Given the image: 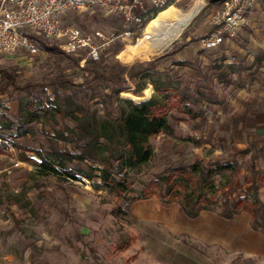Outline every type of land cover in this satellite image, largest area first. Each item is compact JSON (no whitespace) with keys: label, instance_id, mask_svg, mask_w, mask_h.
<instances>
[{"label":"rangeland","instance_id":"374dc122","mask_svg":"<svg viewBox=\"0 0 264 264\" xmlns=\"http://www.w3.org/2000/svg\"><path fill=\"white\" fill-rule=\"evenodd\" d=\"M193 1L168 4L185 10ZM203 1L197 16L168 49L151 52L146 42L139 43L157 12L132 28L129 37L123 34L126 26L120 15L71 10L63 17L64 25L90 37L102 35L95 40L99 59H90L85 50L65 54L57 40L37 35L33 36L37 41L60 53L46 51L39 42L44 52L38 54L0 53V91L4 89L0 123L12 125L2 129L0 137V264H264V232L251 227L247 211L237 213L235 220L221 217L217 210L189 218L177 199L164 204L154 195L136 200L124 213L119 196L95 189L88 181L37 174L31 162L20 159L23 148L46 146L47 135L63 124L45 120L28 124L26 101L32 96L22 86L30 84L26 88L36 91L34 108L39 109L45 95L54 98V78L65 75L71 83L57 87L58 92L75 91L82 103L101 114L102 94L109 90L105 82L84 81L91 77L90 69L119 75L110 82L114 87L137 89L136 84L142 86L145 79L129 78L128 71L153 61L149 73L154 78L161 73L187 96L179 97L195 112L192 116L180 111L174 100L168 104L173 134L151 137L154 155L134 175L135 191L179 163L227 161L234 165L232 172H225L229 191L255 193L264 200V46L252 42V31L246 29L218 47L201 46L225 0ZM4 73L13 77L15 85ZM150 82L147 78V85ZM141 99L142 95H134L132 100ZM19 131L24 133L18 135ZM25 153L39 160L34 152Z\"/></svg>","mask_w":264,"mask_h":264},{"label":"trees","instance_id":"16d2710c","mask_svg":"<svg viewBox=\"0 0 264 264\" xmlns=\"http://www.w3.org/2000/svg\"><path fill=\"white\" fill-rule=\"evenodd\" d=\"M156 10L152 9L153 14ZM39 43L46 51H59L56 47ZM154 66V62L150 61L148 66L141 69L131 68L128 71L129 78L145 79L142 86L136 84L137 89L114 87L110 82L119 75L107 76L90 69L92 75L84 81L105 82V88L109 90L102 94L100 103L104 107L101 114L82 103L76 97L75 91L58 92L57 87L71 83L65 75L54 78L52 83L57 86L52 91L54 98L50 99L45 95L40 99L39 109L34 108L35 98L38 96L36 91L26 88L30 84L22 86L32 96L26 101L28 124L37 120L56 124L61 121L63 124L47 135L46 146L41 143L37 149L23 148L20 159L31 162L37 174L59 175L58 177L63 175L73 181H88L95 189L119 196L122 200L120 209L124 213L129 212L131 204L136 200L155 195L164 204L177 199L180 210L189 218L197 217L202 210H217L223 218H231L240 211H247L251 215V227L264 232V200L255 193L234 195L229 191L225 172L234 170L232 162L210 160L205 164L196 160L179 163L167 172L154 175L140 191H135L134 175L140 173L154 155L151 137L161 133L173 134L167 112L168 104L174 100L180 111L192 116L195 112L193 108L183 104V99L179 97L187 96L163 79L161 73H157L156 78L149 73ZM3 76L10 84L15 85L10 74L4 73ZM147 78L151 81L149 85L146 83ZM146 88L152 90V93L144 96L142 92ZM123 91L125 95H120ZM93 93L92 90L90 100L94 98ZM134 95H142L141 101L133 102ZM22 110L20 105L19 111ZM4 128H12L11 121L0 123V137L4 136L1 131ZM23 133L19 131L18 135ZM2 150L0 146V152ZM26 150L34 152L39 160L27 156ZM251 160L252 175H255V156ZM221 177L225 180L220 181L218 178Z\"/></svg>","mask_w":264,"mask_h":264},{"label":"built area","instance_id":"2783aa9c","mask_svg":"<svg viewBox=\"0 0 264 264\" xmlns=\"http://www.w3.org/2000/svg\"><path fill=\"white\" fill-rule=\"evenodd\" d=\"M260 0H225L212 21L214 26L204 36L202 46L218 47L234 39L245 17ZM169 0H1L0 4V53L34 55L44 52L33 37L55 39L61 52L79 55L85 50L92 60L100 57L101 38L84 35L77 27L64 25L63 17L71 10L78 12L99 10L104 14H117L123 19L126 29L123 34L133 35L132 28L141 25L152 13Z\"/></svg>","mask_w":264,"mask_h":264},{"label":"bare ground","instance_id":"6f19581e","mask_svg":"<svg viewBox=\"0 0 264 264\" xmlns=\"http://www.w3.org/2000/svg\"><path fill=\"white\" fill-rule=\"evenodd\" d=\"M203 3V0H194L185 10H180L171 3H165L156 10L157 13L139 38V43L143 45L146 42V46L151 52L160 48L168 49L180 39L192 18L200 11ZM152 14L153 12L146 18Z\"/></svg>","mask_w":264,"mask_h":264},{"label":"crops","instance_id":"0c3cea01","mask_svg":"<svg viewBox=\"0 0 264 264\" xmlns=\"http://www.w3.org/2000/svg\"><path fill=\"white\" fill-rule=\"evenodd\" d=\"M262 1H264V0L259 1L252 8L251 12L245 17L244 23L242 24V27H241L239 32H242L244 29H246L250 32L252 31V33L249 34L250 37H252L251 41L256 43V44L262 43V46H264V2H262ZM253 34H255V37L253 36ZM189 45H190V43H188L185 47H187ZM201 46H202V44H201ZM205 211L206 210H202L199 213V215H202L203 212H205ZM238 214H234L231 218H225V219L235 220L234 218H235V216H238ZM249 223H250V219H249Z\"/></svg>","mask_w":264,"mask_h":264}]
</instances>
